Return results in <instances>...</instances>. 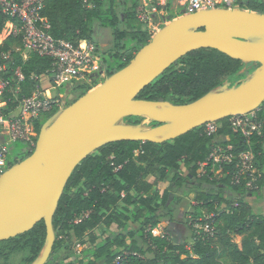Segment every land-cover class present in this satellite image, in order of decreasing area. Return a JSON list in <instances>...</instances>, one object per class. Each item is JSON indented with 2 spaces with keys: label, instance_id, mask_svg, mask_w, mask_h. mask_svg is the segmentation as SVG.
Listing matches in <instances>:
<instances>
[{
  "label": "trees",
  "instance_id": "16d2710c",
  "mask_svg": "<svg viewBox=\"0 0 264 264\" xmlns=\"http://www.w3.org/2000/svg\"><path fill=\"white\" fill-rule=\"evenodd\" d=\"M138 7L139 0H47L43 16L55 40L93 43L102 59L101 72L109 77L125 68L134 58L128 54L147 45L154 35L138 18ZM243 8L264 13L261 0H246ZM3 22L0 16V32ZM103 28L113 35L114 45L105 54L108 60L99 54L102 46L96 41V31ZM21 66L25 79L19 98L23 99L42 90L41 79L49 75L52 60L29 54ZM258 66L245 65L214 49L198 50L171 66L138 99L189 104L225 82L237 84ZM86 86L89 91L94 87L77 83L72 90ZM55 113L40 118L38 134L47 121L43 118L50 119ZM141 119L126 121L137 125ZM218 124L211 136L204 126L163 144L111 143L83 160L72 173L54 216L56 242L47 264H112L118 258L122 264H225V256L231 264H264V214L254 212L246 201L263 196L264 179L259 191L246 193L244 187L231 183L229 166L221 178L215 176L211 165L203 171L200 168L216 145L233 147L235 156L249 148L232 130L229 118ZM253 142H258L254 150L264 166V138L255 137ZM150 177L155 180L149 182ZM160 183H169L168 189L160 191ZM180 193L195 194L192 217L202 219L203 224L212 223L215 236L197 235L189 221L185 223L190 234L185 239L175 238L172 231L154 235L160 224L176 220L184 201ZM210 215L211 219L205 218ZM46 236L42 221L30 232L0 243V258L7 250L28 247L27 264H31L42 251ZM78 247L84 249L78 252ZM64 252L68 254L65 258L61 256Z\"/></svg>",
  "mask_w": 264,
  "mask_h": 264
},
{
  "label": "water",
  "instance_id": "95a60500",
  "mask_svg": "<svg viewBox=\"0 0 264 264\" xmlns=\"http://www.w3.org/2000/svg\"><path fill=\"white\" fill-rule=\"evenodd\" d=\"M202 49L259 66L237 84L225 82L189 104L138 99L176 62ZM263 104V12L215 9L170 20L125 68L47 120L35 150L0 175V243L44 221L46 240L31 264H47L56 242L53 221L60 200L72 173L88 156L111 143L174 141ZM131 117L157 125H133L126 121Z\"/></svg>",
  "mask_w": 264,
  "mask_h": 264
},
{
  "label": "built area",
  "instance_id": "2783aa9c",
  "mask_svg": "<svg viewBox=\"0 0 264 264\" xmlns=\"http://www.w3.org/2000/svg\"><path fill=\"white\" fill-rule=\"evenodd\" d=\"M246 0H139L138 18L148 26L155 20L167 24L180 16L205 10L243 8ZM264 4V0H261ZM47 0H0V16L4 19L0 32V175L17 162L21 155L13 154V147L22 144L20 153L33 152L39 134L36 131L40 118L66 107L71 84H101L107 77L101 72V60L97 47L89 41L78 45L57 41L49 33L50 23L43 16ZM175 13V14H173ZM150 29V27L148 26ZM29 54L48 57L52 60L49 77L52 90L36 91L32 96L20 99L21 83L24 81L21 64ZM18 62H21L18 64ZM66 86L67 96L58 89ZM232 130L241 135L249 148L235 156L233 147L216 145L208 161L200 164L201 171L211 165L215 176L221 178L225 166L233 185L244 187L246 193L260 190L264 179V166L255 153L253 139L264 138V104L257 110L229 118ZM218 123L205 125L206 133L214 135ZM213 215L205 216L211 219ZM190 225L197 235L216 234L212 223H202L200 218H191ZM155 235V234H154ZM156 236V235H155ZM112 264H122V258Z\"/></svg>",
  "mask_w": 264,
  "mask_h": 264
},
{
  "label": "rangeland",
  "instance_id": "374dc122",
  "mask_svg": "<svg viewBox=\"0 0 264 264\" xmlns=\"http://www.w3.org/2000/svg\"><path fill=\"white\" fill-rule=\"evenodd\" d=\"M243 9H245V8H243ZM173 14H175V13H173ZM148 26L154 32V35H155L164 26H166V24H164V23L162 24L160 21L155 20L153 22H148ZM96 41L100 42V44L102 46V50L99 51V54H101V55L103 54L104 59L106 58L108 60V58L105 56V54H107L109 49L111 47H113V45H114L112 31L110 29H106V28H103L101 30H97L96 31ZM138 51H139V49L134 51V52L129 53L128 56H131L133 58V57H135V55L137 54ZM100 60L102 63V59H100ZM109 61H111V60H109ZM107 65H108V63H107ZM45 77H47V76H45ZM45 77H43V78H45ZM43 78L41 79V81H43ZM89 89H90V87L86 86V87H82V88H79L76 91H74V90H72V88L69 87L68 96L70 95V97H69V103L67 105L75 102L82 95L83 92H85V91L89 92ZM58 90H59L61 96H65L67 93L66 86H64ZM44 119L46 121L49 118L44 117L43 120ZM140 123H142L146 126H151V122L147 119H141ZM13 148H14L13 154L21 155L20 160L28 157V156L20 153V151L22 149L21 143L15 144V146ZM8 168H9V166L6 167L5 170H7ZM169 179H171V178L169 177ZM152 181H153V179H152ZM164 184L165 185L161 184L162 190H164V187L169 186V184H167V183H164ZM179 195L184 198V201L181 204V206L179 207L176 220L174 221V223L163 222L158 227V228L162 229V233L164 232V234H166L167 231H171V229L174 226L181 229V231L184 232V236H187L190 234L189 225H187L185 222L189 221V223H190V219L193 218L192 217L193 212H194L193 206L196 205V202L194 201L195 194H189L188 196H185L183 193H180ZM246 201L249 204V206L254 210V212L264 214V192H263L262 197H248V198H246ZM191 202H192V204H191ZM204 214H206V213L204 212ZM167 228H168V230H167ZM181 239H183V238H181ZM235 241H237V240H235ZM23 244H24V241H23ZM77 249H78V252H80L81 250L84 249V247H78ZM0 251H1V247H0ZM29 255H30V249L28 247L21 249L17 252H10L9 250H7L6 254L0 258V264H27V258H29ZM67 255L68 254L66 252H64V253H62L61 256L63 258H65ZM222 261L225 264H231L229 261V258L226 256L222 258Z\"/></svg>",
  "mask_w": 264,
  "mask_h": 264
},
{
  "label": "crops",
  "instance_id": "0c3cea01",
  "mask_svg": "<svg viewBox=\"0 0 264 264\" xmlns=\"http://www.w3.org/2000/svg\"><path fill=\"white\" fill-rule=\"evenodd\" d=\"M72 87H73V84L70 85V88H72ZM49 90H51L50 93H54V91L52 90V81H51V78L49 76H47V77L43 78V81H42V91H49ZM152 179H153V181L155 180L154 177H150L148 179V181L149 182H153ZM161 184L162 185H165L164 183H160L159 184V190L160 191H164V190H167L168 189L169 186H166V187H164V190H162V185ZM167 184H169V183H167ZM171 231L174 233V236L177 239H181V238L185 239L187 237V236H184V232H182L181 229L177 228L176 226H174L171 229ZM153 233L156 236H162V235H164V232L162 233V229L161 228L155 229L153 231Z\"/></svg>",
  "mask_w": 264,
  "mask_h": 264
},
{
  "label": "flooded vegetation",
  "instance_id": "af4514ba",
  "mask_svg": "<svg viewBox=\"0 0 264 264\" xmlns=\"http://www.w3.org/2000/svg\"><path fill=\"white\" fill-rule=\"evenodd\" d=\"M69 97H70V95H69ZM69 97H68V99H67L66 106H67V104L69 103Z\"/></svg>",
  "mask_w": 264,
  "mask_h": 264
},
{
  "label": "bare ground",
  "instance_id": "6f19581e",
  "mask_svg": "<svg viewBox=\"0 0 264 264\" xmlns=\"http://www.w3.org/2000/svg\"><path fill=\"white\" fill-rule=\"evenodd\" d=\"M158 21V20H157ZM153 22V21H152Z\"/></svg>",
  "mask_w": 264,
  "mask_h": 264
}]
</instances>
